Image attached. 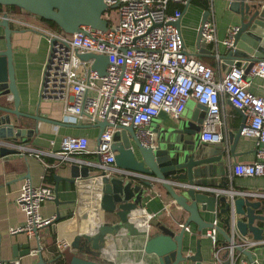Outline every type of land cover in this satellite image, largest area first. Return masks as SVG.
Masks as SVG:
<instances>
[{"label":"crops","instance_id":"1","mask_svg":"<svg viewBox=\"0 0 264 264\" xmlns=\"http://www.w3.org/2000/svg\"><path fill=\"white\" fill-rule=\"evenodd\" d=\"M228 4L227 0H210V8L206 10L194 4L192 0L187 5H183L182 9L181 34L186 48L194 56L198 53L197 41L205 12L209 11L208 19L214 20L218 42L207 44V47L211 50L210 54L196 55L195 57L213 68L217 75L227 73L229 68L232 67L243 68L242 65L240 66L241 63H236L230 67L220 58V54L228 49L223 44V41L229 36L230 30L237 24V17L229 10ZM28 21L38 24L35 17ZM11 27L14 30L12 46L17 86L21 97L19 110L26 116L17 117L16 115H11L10 117L15 125L13 132L21 128L25 129L26 134L25 136H20L16 141L9 137L1 139L6 142L7 148H17V152L5 156L0 155V263L12 258H18L23 264H40L42 257L45 264H58L60 260L66 264V260L62 255L64 250L60 251L57 249L58 241L64 239L72 242L77 236L85 238L87 235L97 233L98 228L107 223L119 228L126 224L130 226V229L129 231L116 230L115 234L110 235L106 242L103 243L105 248L102 256L96 260L110 264H159L158 258L154 254L145 253V233L155 235L160 232V227L165 226L172 228L177 234L183 228L180 224H186L188 221L189 213L185 212L172 199L160 182L153 179L152 186H141L138 181L136 182L137 184L133 183V186L143 193L140 195L141 199L136 202V206L137 204L140 206L138 211L142 217L140 218V224L131 217L137 211H134L136 207L131 208L127 213L128 215H122V205L127 202L125 195H120L121 201L116 203L117 208L114 211H106L104 209L102 206L104 191L101 183L103 178L94 177V175L100 173V168L94 162H97L98 159L96 147L101 129L97 126L78 128L76 127L77 124L65 122L60 103L45 98L41 99L43 72L50 49L49 41L39 32L19 29L13 24H11ZM4 31L3 26H0V52L6 48ZM247 80L250 83L249 91L264 97V78L247 75ZM0 105L11 107L13 105L12 95L10 93L0 94ZM198 105L199 102L197 100H188L186 109L180 118H184V120L196 125L200 141L206 111L200 110V114L197 117L198 120H202V124L198 121L193 122V113ZM1 116L4 117L6 115L0 111ZM36 116L50 119L60 124L38 121ZM221 118L222 124L219 131L228 156L225 160V165L219 167L215 175L207 178L212 183L203 185L212 188L204 187V191L213 195H215V190L220 189L264 193V176L237 177L232 175L231 167L233 163L252 162L255 159L258 141L255 137L245 136L242 133L241 137L236 142L234 141L244 124L245 117L239 109L232 106L226 95L221 96ZM179 119L162 112L154 119L150 128L155 132H159L176 125ZM65 135L87 136L90 139V151L73 156L78 158L77 161H63L55 156L45 155L43 159L48 163L46 165L45 162L31 154L30 151L20 148V146H23L29 149L54 150L57 152L60 149L61 139ZM51 141L55 142L54 146H51ZM12 143L17 146H13ZM232 148H234V156L230 154ZM74 163L80 164V167H88L90 170L89 176L91 177L77 178L75 182L57 179V177L70 178L71 167ZM109 178H112V176H109ZM146 178L149 179V177ZM26 179L31 180L37 186L49 185L54 188L55 192L56 188H58L56 193L58 202H46L43 204L41 213L44 217L60 215L61 219L56 224L43 228L40 231L39 240L36 237L31 238L25 233H10V228L25 223V215L17 204V198L22 183ZM224 183H227V187H224ZM176 184L178 185H176L177 190H185L183 183ZM216 194L223 195L218 192ZM224 196L232 198L229 194ZM253 198L262 201L257 213L264 215V197ZM128 201L134 202V199L131 198ZM144 210H147L152 216L149 217ZM200 215L207 224H215L217 227L226 229L223 221L224 215L219 210L208 212L200 207ZM144 220H146V225L142 224ZM256 225L264 228V221L257 220ZM207 229H199V225L195 222H191L188 225L183 236L185 253L193 255L200 249L202 255L201 264H231L227 248L220 252V260H217L215 255L218 246L230 245L226 237L217 231V242L215 244L210 237L205 235ZM232 230L229 234L234 237V241L237 244H243L245 239L254 240L251 234L243 237L236 230ZM38 244L43 247V252L35 255L32 251L37 248ZM14 248L20 254L17 257L14 256ZM28 249H31L29 254L27 253ZM244 249L252 253L256 264H264V244ZM235 254H241L249 261L242 251L235 249ZM184 264H195V262L189 261Z\"/></svg>","mask_w":264,"mask_h":264},{"label":"built area","instance_id":"2","mask_svg":"<svg viewBox=\"0 0 264 264\" xmlns=\"http://www.w3.org/2000/svg\"><path fill=\"white\" fill-rule=\"evenodd\" d=\"M187 5L190 0H105L107 10L104 17L109 22V30L103 31L91 26H82L72 35L48 30L26 19L0 14V21L8 18L10 24L19 29H29L44 35L49 41V56L44 67L41 92L43 98L61 104L65 122L72 124H96L107 121L98 137L96 154L100 163H95L107 176L119 173L133 174L117 168L115 152L112 149L114 134L121 127L133 126L144 145H150L154 132L150 125L160 113L165 112L179 119L187 101L195 99L207 107L201 135L202 142H222L219 128L221 118V96L239 109L245 121L241 133L255 137L258 147L252 162H235L231 172L237 177L264 176V97L249 91L250 83L241 67H232L227 73L217 75L216 71L189 53L183 36L175 22L183 13L180 9L169 12L170 2ZM212 1V0H211ZM118 15V21L112 18ZM233 27L223 41L228 48L233 45ZM205 44L218 42L216 26L208 19L201 27ZM51 40H55L52 45ZM78 53H94L108 56L106 74L101 76L91 70L93 61H82ZM249 76L264 78V60L255 63ZM6 144V143H0ZM55 145L54 141L50 142ZM90 139L85 135H65L61 139L59 151L21 149L30 151L40 158L50 155L61 160H75V155L89 152ZM19 147V146H18ZM46 165L48 163L45 162ZM221 194L251 197H264V193L220 189ZM56 199L53 187L34 185L26 179L21 186L17 204L25 215V223L10 228L11 234L25 233L39 240L40 231L51 225L56 216L44 217L43 204ZM151 217L152 215L144 210ZM184 227V224H180ZM187 229V227L185 228ZM215 224L205 235L216 244ZM233 241H234V237ZM236 242V241H234ZM69 240H60L57 249L63 251L72 246ZM264 244L247 240L238 244L243 248ZM229 250L231 264H251L245 256L235 254V246H218L215 252L220 260V252ZM43 252L38 244L32 251L37 255ZM0 264H23L12 258Z\"/></svg>","mask_w":264,"mask_h":264},{"label":"water","instance_id":"3","mask_svg":"<svg viewBox=\"0 0 264 264\" xmlns=\"http://www.w3.org/2000/svg\"><path fill=\"white\" fill-rule=\"evenodd\" d=\"M227 1L229 10L237 17L235 26L237 30L233 35V45L220 54V58L230 67L241 63L240 66L242 65L245 71L244 77L247 78L252 66L264 60V0ZM0 4L16 6L35 16L53 21L67 35L79 32L82 26H91L103 31L109 30V22L104 17L108 8L105 0H0ZM208 15L209 11H206L203 23L208 20ZM180 22L181 18L175 22V25L181 32ZM0 26H3L5 30L4 39L6 41L5 50L0 52V94L10 93L13 102L11 107L0 105V111L6 115L0 117V143H3L4 141L1 139L7 137L16 141L20 136H25V129L19 128L13 132L15 125L10 116L26 115L19 110L21 97L17 86L12 46L14 30L7 16L0 21ZM54 43L55 40H51V44ZM197 48V56L211 53L207 44L202 40L201 29ZM78 56L82 61H93L90 66L91 70L97 71L101 76L106 74L109 64L108 56L94 53H78ZM40 93L42 99L44 95L42 92ZM200 110L206 111L207 107L199 104L193 113L192 121L202 124V120L197 118ZM36 118L38 121L60 124L40 116H36ZM108 125L112 124L102 121L96 124H77L76 127L97 126L102 133ZM241 130L242 128L234 139L235 142L241 137ZM152 131L155 135L150 145L143 144L133 126L121 127L114 134L112 149L115 152V165L117 168L130 171L133 174L119 173L109 178L105 171L99 169L100 173L94 175V177L103 178L101 183L104 191V200L102 201L104 209L114 211L117 208L116 203L121 201L120 195H125L127 202L122 205V215L127 214L131 208L136 207V202L141 199L140 195L143 194L133 186V183L137 184L138 181L141 186H152L153 180H156L162 184L172 199L185 212L189 213V219L177 234L172 228L165 226L160 227V232L155 235H149L146 232L145 253L154 254L158 258L159 264H184L189 261L201 264L200 249L193 255H187L183 249L185 228L191 222L197 223L201 230L213 227V224H207L201 217V207L202 210L208 212L219 210L224 215L223 221L226 229L216 226L217 231L221 232L237 251H242L251 264H256L252 253L234 242L229 233L233 229L232 231L236 230L243 237L251 234L254 240H262L264 228L256 225L257 220L264 221V215L257 213L262 201L255 200L251 196L234 195V197L228 198L224 196L225 194L217 195L216 192L213 195L203 189L204 187L212 188L203 185L212 183L207 178L215 175L218 168L225 165L228 154L224 143H204L201 141V137L199 141L196 125L184 118H180L178 123L170 128L159 132ZM12 145L15 144L12 143ZM6 146L0 144L1 156L17 152V148H7ZM234 153V148H232L230 154L234 156ZM97 158L95 163H100L98 155ZM89 175L88 167H80V164L74 163L71 167L70 178L57 177V179L75 182L77 178L91 177ZM176 183H183L185 190H177ZM224 187H227V183H224ZM57 192L58 188H56ZM128 195L130 196L128 197ZM131 198L134 199V202L128 201ZM54 201L58 202L57 197ZM60 219L61 216L57 215L52 224H56ZM115 229L116 227L106 223L101 225L97 233L93 235H87L85 238L75 237L72 246L62 253L66 264H110L101 263L96 259L102 256L105 248L103 243L110 235L115 234ZM15 250L14 248V256L17 257L20 254ZM27 251L29 254L31 249ZM40 264H45L42 257Z\"/></svg>","mask_w":264,"mask_h":264},{"label":"trees","instance_id":"4","mask_svg":"<svg viewBox=\"0 0 264 264\" xmlns=\"http://www.w3.org/2000/svg\"><path fill=\"white\" fill-rule=\"evenodd\" d=\"M193 3L206 10L210 8V0H193ZM175 9L182 10L183 5L171 1L169 3V12H173ZM5 13H8L10 15H14V16L26 19V20H31L33 17H35L37 19L38 25L42 26L43 28L48 29V30L58 31L64 34V32L59 28V26L53 21L45 20L43 18L35 16L16 6H5V5L0 4V14H5ZM58 264H65V263L60 260Z\"/></svg>","mask_w":264,"mask_h":264},{"label":"bare ground","instance_id":"5","mask_svg":"<svg viewBox=\"0 0 264 264\" xmlns=\"http://www.w3.org/2000/svg\"><path fill=\"white\" fill-rule=\"evenodd\" d=\"M182 7V6H181ZM211 47H212V45H211ZM135 210H137L134 214H132V219L133 220H135L136 222H138L139 224H140V222H141V219L140 218H142L141 217V215H139V210H140V206L137 204V206H136V208L134 209V211ZM126 215H128V214H125V215H123V216H126ZM121 217H123L122 215H120ZM124 218V217H123ZM134 222V221H133ZM142 224H144V225H146V220H144L143 221V223ZM113 226V225H112ZM114 227H116V229L115 230H127V231H129V229H130V226H127L126 224H124L123 225V227H118V226H114ZM112 229V228H111Z\"/></svg>","mask_w":264,"mask_h":264},{"label":"rangeland","instance_id":"6","mask_svg":"<svg viewBox=\"0 0 264 264\" xmlns=\"http://www.w3.org/2000/svg\"><path fill=\"white\" fill-rule=\"evenodd\" d=\"M118 21V15H115L113 18H112V23H116Z\"/></svg>","mask_w":264,"mask_h":264}]
</instances>
